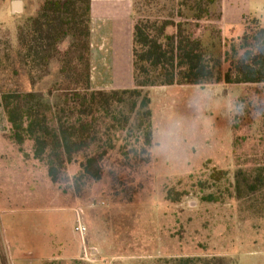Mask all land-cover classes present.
I'll list each match as a JSON object with an SVG mask.
<instances>
[{
	"label": "rangeland",
	"instance_id": "1",
	"mask_svg": "<svg viewBox=\"0 0 264 264\" xmlns=\"http://www.w3.org/2000/svg\"><path fill=\"white\" fill-rule=\"evenodd\" d=\"M13 1L0 0V234L11 240V248L34 250L33 264H172L178 257L213 256L226 257V264H264V173H235L237 161L244 170L257 164L264 169V131L256 138L249 121L241 120L240 140L232 132L234 101L247 93L264 107V83L146 88L152 111L151 161L124 167L120 153L111 151L101 179L87 181L75 194L69 184L82 154L66 165L69 183L60 185L34 157L32 140L25 139L19 147L11 138L2 94L31 91L53 105L59 94L48 91L61 80L57 60L33 82L17 61L18 27L42 0H21V12L12 11ZM173 1L135 0V10L166 17ZM222 1L223 18L216 27L226 43L264 27V0ZM130 74L129 88H91L133 87V35ZM123 138L124 133H117V146ZM219 170L224 173L219 175ZM257 175L262 184L254 182ZM252 183L258 188L247 192ZM77 211L88 229L84 239L74 229Z\"/></svg>",
	"mask_w": 264,
	"mask_h": 264
},
{
	"label": "trees",
	"instance_id": "2",
	"mask_svg": "<svg viewBox=\"0 0 264 264\" xmlns=\"http://www.w3.org/2000/svg\"><path fill=\"white\" fill-rule=\"evenodd\" d=\"M151 1L145 0L146 4ZM172 8L166 17L135 13L134 85L125 90L91 88V0H42L35 14L19 25L16 59L32 82L47 74L51 61L59 62L61 80L48 91L49 95L58 93L59 102L50 105L31 91L8 90L2 94V106L11 125L12 140L19 147L25 139L33 141V155L45 163L53 182L60 185L68 182L64 174L66 165L77 154H82L83 160L69 184L75 194L80 193L87 181L101 179L111 151L120 153L124 167L151 161L152 111L146 88L264 83L263 26L226 43L221 29L216 27L223 18L222 0H174ZM213 13H217L215 18ZM203 21L208 23L201 25ZM65 41L69 43L62 48ZM259 100L246 93L234 101V139L240 140L237 123L241 120L249 121L254 137L262 136L264 107ZM117 133H124L123 144L119 146L115 143ZM132 139L133 144L129 142ZM236 165L238 174L264 173L259 164L250 170H244L238 161ZM219 175L214 176L219 179ZM261 179L257 175L254 182L262 184ZM242 182L248 180L243 178ZM255 183L246 186L247 192L258 188ZM237 191L240 196V187ZM171 199L178 201L180 197ZM226 263V257L218 256L178 257L172 261V264Z\"/></svg>",
	"mask_w": 264,
	"mask_h": 264
},
{
	"label": "crops",
	"instance_id": "3",
	"mask_svg": "<svg viewBox=\"0 0 264 264\" xmlns=\"http://www.w3.org/2000/svg\"><path fill=\"white\" fill-rule=\"evenodd\" d=\"M135 13V0H91V87L132 86L130 61ZM11 247V240L0 234V264H33L37 260L34 250Z\"/></svg>",
	"mask_w": 264,
	"mask_h": 264
},
{
	"label": "built area",
	"instance_id": "4",
	"mask_svg": "<svg viewBox=\"0 0 264 264\" xmlns=\"http://www.w3.org/2000/svg\"><path fill=\"white\" fill-rule=\"evenodd\" d=\"M91 70V69H90ZM75 231L79 234V236L84 239L85 235L88 232L87 226L85 225L82 215L79 211L76 212V219H75Z\"/></svg>",
	"mask_w": 264,
	"mask_h": 264
},
{
	"label": "water",
	"instance_id": "5",
	"mask_svg": "<svg viewBox=\"0 0 264 264\" xmlns=\"http://www.w3.org/2000/svg\"><path fill=\"white\" fill-rule=\"evenodd\" d=\"M23 9L21 0H14L12 2V11L13 12H21Z\"/></svg>",
	"mask_w": 264,
	"mask_h": 264
}]
</instances>
